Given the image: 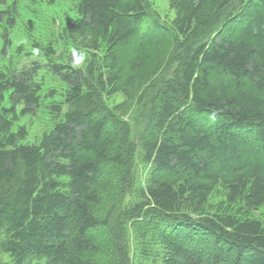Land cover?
Returning a JSON list of instances; mask_svg holds the SVG:
<instances>
[{"label": "trees", "instance_id": "1", "mask_svg": "<svg viewBox=\"0 0 264 264\" xmlns=\"http://www.w3.org/2000/svg\"><path fill=\"white\" fill-rule=\"evenodd\" d=\"M168 4L164 24L146 0H75L62 39L92 53L84 69L46 48L0 71L9 264H264V0ZM16 14L0 11L4 57ZM42 68L64 86L44 106ZM42 106L50 128L24 144L15 123Z\"/></svg>", "mask_w": 264, "mask_h": 264}, {"label": "rangeland", "instance_id": "2", "mask_svg": "<svg viewBox=\"0 0 264 264\" xmlns=\"http://www.w3.org/2000/svg\"><path fill=\"white\" fill-rule=\"evenodd\" d=\"M17 7V14L14 27L10 30V48L4 57L0 53V71L5 68L19 69L26 67L30 63L45 62L46 48H51L55 54L54 61H63L68 55L79 53L81 55V66L84 69L88 61L91 59L92 53L83 50L78 46H73L62 39L63 22L66 16L74 15L75 0H0V11H5L12 4ZM147 6L151 14L156 15L164 24L170 23L174 17L173 11L169 9L168 0H146ZM4 24L0 23V36ZM2 43L0 39V52ZM38 80L42 84V94L52 91L51 98H43V106L49 101H60L64 92L63 84L53 77L46 69L42 68L38 73ZM96 94L102 107L107 111H113L114 108L122 102L120 94H111L108 89H102L100 86L96 88ZM39 108L32 115L20 117L15 123V128L23 126L27 129V138L24 144H33L38 141L42 133L50 128V119L47 110L44 107ZM64 108L63 110H65ZM125 120V118L123 119ZM129 121V120H128ZM130 122V121H129ZM134 122H130L132 126ZM142 130L141 125H137L134 138ZM137 145V142H136ZM140 172V168H138ZM222 199V190L217 188L215 196L211 202L214 204ZM125 204L128 197L124 199ZM251 217L264 221V207L252 211ZM128 254L131 256V246L128 245ZM0 264H9L6 255L0 254Z\"/></svg>", "mask_w": 264, "mask_h": 264}]
</instances>
